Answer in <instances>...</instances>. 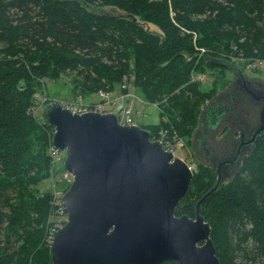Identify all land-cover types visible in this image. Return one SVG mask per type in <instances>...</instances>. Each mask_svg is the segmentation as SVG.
Returning <instances> with one entry per match:
<instances>
[{
    "label": "trees",
    "instance_id": "obj_1",
    "mask_svg": "<svg viewBox=\"0 0 264 264\" xmlns=\"http://www.w3.org/2000/svg\"><path fill=\"white\" fill-rule=\"evenodd\" d=\"M231 57L264 64V0H0V264H51L44 239L53 196L36 190L54 166L48 125L40 109L35 116L44 79L71 75L76 99L127 79L160 108V122L141 127L152 138L164 127L167 140L190 147L212 93L234 82L223 77L235 75L225 60L247 69ZM238 107L255 121L250 103ZM194 160L176 215L194 217L217 179L211 164ZM200 213L220 264H264V137Z\"/></svg>",
    "mask_w": 264,
    "mask_h": 264
},
{
    "label": "water",
    "instance_id": "obj_2",
    "mask_svg": "<svg viewBox=\"0 0 264 264\" xmlns=\"http://www.w3.org/2000/svg\"><path fill=\"white\" fill-rule=\"evenodd\" d=\"M225 65L235 80L204 107L200 125L211 134L225 119L239 127L234 129L239 136L228 157L208 160L217 179L195 203L194 217L175 214L190 187L192 169L148 129L122 124L113 112L79 113L59 101L43 107L40 117L54 129L51 144L65 152L63 170L73 178L61 197L66 219L53 233L51 264H162L169 259L220 264L200 206L231 178L257 138L264 137V85L230 61ZM234 100L253 106L254 122L243 119ZM204 140L194 133L196 157Z\"/></svg>",
    "mask_w": 264,
    "mask_h": 264
},
{
    "label": "rangeland",
    "instance_id": "obj_3",
    "mask_svg": "<svg viewBox=\"0 0 264 264\" xmlns=\"http://www.w3.org/2000/svg\"><path fill=\"white\" fill-rule=\"evenodd\" d=\"M150 29L153 30H158L156 26L149 24L147 25ZM235 56V55H232ZM231 60L241 63L244 62L246 65L247 69H244V72L248 76H252L256 78V81L259 82L260 84L264 85V64L260 65L259 67H253L250 62L246 61L244 58H236V57H231ZM223 77L228 78L230 80H234L235 75H233L232 72L229 71H224ZM72 77L71 75L63 74L59 78L52 80V79H44L42 83V88L37 92L39 93L42 98L40 100H37V104H34L35 110L39 111L41 107L43 106L42 104L47 102V101H68V102H74L76 101V96H74V86L71 83ZM129 85L132 86L129 90V94L126 96H122L121 94L118 95V97L113 96L114 92H118L121 89V86L117 87L113 91H109L107 95L101 96L98 94H91V95H86L88 97H92L93 99H96V101H91L90 103L85 102V97L86 96H78V104L82 106H90V107H95L97 105H101L103 109L106 111L109 110L111 112L118 111L121 108L125 110H129L128 116H126L129 120L135 119V122L139 125L143 124H157L160 122V108L158 107L157 103H150L143 99L141 94H139L136 90L135 87L133 86L132 82L128 81ZM203 84L209 83V81L206 80V78L202 82ZM208 88V86L206 87ZM211 88L209 87L208 90ZM227 87L223 90L222 88H218L215 90L212 94H216L218 92V95L225 91ZM220 92V93H219ZM78 95V94H77ZM39 96V97H40ZM118 100H123L121 103H118ZM216 100V99H214ZM111 102H116L117 105H109ZM70 104V103H69ZM138 104V105H137ZM41 105V106H40ZM47 105V104H46ZM45 105V106H46ZM137 105V106H136ZM39 106V108L37 107ZM44 106V107H45ZM38 108V109H37ZM166 118V116H164ZM167 119V118H166ZM126 119L125 117L123 118V121ZM225 124H231L230 121H225V119H222L218 124H216L212 132L214 133H207L203 134L202 132L204 131V126L203 124L199 125V127L196 130V134L199 136L206 137V139L209 140L211 148L208 151V154L210 156H213L215 159H219L222 155H224L226 152H230L231 148L233 146V143L235 142L236 134L234 127L227 128V130L223 133H220V130L223 128ZM179 139V138H178ZM179 140H182L180 138ZM228 140H230L228 142ZM167 143L170 146H174L177 151L175 152V155L185 157V159L188 162H193L195 163V160H198V152L196 157L195 152L193 151L192 146L190 147H181L178 148L179 144L178 141L175 139H171ZM236 143V142H235ZM228 145V146H226ZM203 149H199V152H201ZM205 152V151H204ZM65 159V152L60 151V154L57 156L56 160L54 159V166L50 171V176L49 178L43 179L37 186L36 190H39V193L42 194L44 192H50L52 195L56 194L58 195L59 192H64L65 189L68 186V183L63 181V163ZM208 160H205L204 163H208ZM57 207L55 206V209ZM64 220L66 219V216H63ZM59 216L54 214L51 216L49 219V222L46 227V239H44V243L49 247L50 241H49V235L52 229H54L58 223Z\"/></svg>",
    "mask_w": 264,
    "mask_h": 264
},
{
    "label": "built area",
    "instance_id": "obj_4",
    "mask_svg": "<svg viewBox=\"0 0 264 264\" xmlns=\"http://www.w3.org/2000/svg\"><path fill=\"white\" fill-rule=\"evenodd\" d=\"M130 88H132V86L129 85V82L127 80H124V82L121 84V89L123 91H125L124 94H122V96L128 95ZM107 93H108V91H106V90H100L97 94L101 95V96H105V95H107ZM62 104L64 106L70 108L71 110L77 111V112H80V113L81 112H85V111H89V110H95V111H102L103 110L101 105H97L95 107H90V106H82V105L78 104V102H68V101H64V102H62ZM110 104H114V102H111ZM37 113H38V111L35 110V116H36ZM128 113H129V110H125V109L122 108V110L120 111V115H119L121 121L123 120L124 117L126 118V116H128ZM165 120H166V118H165ZM46 130L48 131V137H49V146H48L49 155L53 159H56L57 156L59 155V150L54 148L52 146V144H51L52 136L54 134V129L51 128V127H48V128H46ZM159 134H160V139L163 141L165 148L175 150L174 146H170L167 143V139H166L167 136H168L167 129L164 128V127L161 128V130L159 131ZM175 140L178 141V144H179L178 148H181L184 145L182 140H179L178 138H176ZM63 181L67 182L68 184L71 182V175L68 172H64L63 173ZM62 195H63V191L59 192L58 195H56V194L52 195L53 196V200H52V207L53 208H52L51 216L56 214V215L59 216V220H58V223H57L56 227L54 229H52V231L50 232V235H49V241L50 242L52 240L53 233L64 222V218H63L64 214L62 212V202H61ZM55 206L57 207L56 209H55Z\"/></svg>",
    "mask_w": 264,
    "mask_h": 264
},
{
    "label": "flooded vegetation",
    "instance_id": "obj_5",
    "mask_svg": "<svg viewBox=\"0 0 264 264\" xmlns=\"http://www.w3.org/2000/svg\"><path fill=\"white\" fill-rule=\"evenodd\" d=\"M233 103L234 104H237V106L240 104V103H238L236 100H234L233 101ZM240 111L243 113V111L240 109ZM244 114V113H243ZM245 121H246V119H245V116H244V118H243ZM247 122V121H246ZM227 126V128L229 129V128H231V127H233V126H231L230 124H227L226 125ZM236 128H239V127H236ZM236 128H234V129H236ZM225 132V131H224ZM239 136V135H238ZM244 136H245V133H244ZM202 143V142H201ZM201 145V144H200ZM201 147H202V149H203V152H201V154H200V152H199V149H198V155H199V157H198V160L199 161H202V162H204L205 160H209L210 162H211V159H215L213 156H210L209 154H208V151H209V148L205 145V142H203L202 143V145H201ZM205 151V152H204ZM230 155V153L229 154H224V155H222L221 157H220V159H222V158H225V157H228ZM210 164H213V163H210Z\"/></svg>",
    "mask_w": 264,
    "mask_h": 264
},
{
    "label": "crops",
    "instance_id": "obj_6",
    "mask_svg": "<svg viewBox=\"0 0 264 264\" xmlns=\"http://www.w3.org/2000/svg\"><path fill=\"white\" fill-rule=\"evenodd\" d=\"M119 94H121V90L120 91H116V92H114L113 93V96H115V97H118V95ZM85 102H91V101H96V99H93L91 96L90 97H88V96H86L85 97V100H84ZM123 100H118V103H121ZM138 105V104H137ZM136 105V106H137ZM127 121H130V123H136L135 122V119H133V120H129L128 118H127ZM137 124V123H136ZM139 125V124H138ZM143 125H147V124H143Z\"/></svg>",
    "mask_w": 264,
    "mask_h": 264
}]
</instances>
